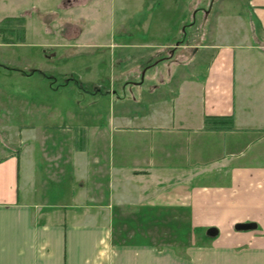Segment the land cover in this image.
I'll return each instance as SVG.
<instances>
[{
    "label": "crops",
    "instance_id": "crops-1",
    "mask_svg": "<svg viewBox=\"0 0 264 264\" xmlns=\"http://www.w3.org/2000/svg\"><path fill=\"white\" fill-rule=\"evenodd\" d=\"M248 6L222 26L203 75L170 68L166 89L152 87L162 94L146 115H110L84 137L0 134V264H264V0ZM207 118L233 125L209 130ZM174 220L181 248L158 237ZM210 227L216 238L190 244Z\"/></svg>",
    "mask_w": 264,
    "mask_h": 264
},
{
    "label": "rangeland",
    "instance_id": "rangeland-1",
    "mask_svg": "<svg viewBox=\"0 0 264 264\" xmlns=\"http://www.w3.org/2000/svg\"><path fill=\"white\" fill-rule=\"evenodd\" d=\"M248 5L249 0H0V27L7 18H24L26 29L25 42H19L18 29L0 35V134L13 144L20 126L32 127L25 129L32 130L30 137L39 131L84 137L92 126L105 128L110 115H146L162 94L152 87H162L170 68L203 75L219 36H226L222 26L228 28ZM140 68L141 86H129L138 82ZM257 139L239 151L252 153L261 145ZM57 188L50 183L42 191L48 197ZM174 222L159 229L158 237L181 248L187 242L179 231L186 232ZM207 230L192 232L190 244L210 243Z\"/></svg>",
    "mask_w": 264,
    "mask_h": 264
},
{
    "label": "trees",
    "instance_id": "trees-1",
    "mask_svg": "<svg viewBox=\"0 0 264 264\" xmlns=\"http://www.w3.org/2000/svg\"><path fill=\"white\" fill-rule=\"evenodd\" d=\"M25 19L24 18H7L2 22L0 27V35L16 31L18 29V40L19 42H25L26 40V29L24 27ZM18 27V28H17ZM206 128L209 130H225L230 129L233 125L232 118H207L206 119Z\"/></svg>",
    "mask_w": 264,
    "mask_h": 264
},
{
    "label": "water",
    "instance_id": "water-1",
    "mask_svg": "<svg viewBox=\"0 0 264 264\" xmlns=\"http://www.w3.org/2000/svg\"><path fill=\"white\" fill-rule=\"evenodd\" d=\"M258 226L256 223H241L235 226V230L238 232H247L257 230ZM207 235L210 238H216L219 235V229L212 227L207 230Z\"/></svg>",
    "mask_w": 264,
    "mask_h": 264
}]
</instances>
